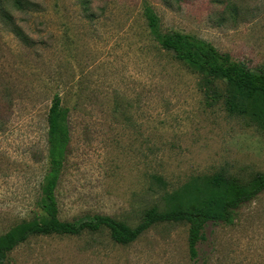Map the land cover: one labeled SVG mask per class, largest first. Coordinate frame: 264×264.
Listing matches in <instances>:
<instances>
[{
  "label": "rangeland",
  "instance_id": "1",
  "mask_svg": "<svg viewBox=\"0 0 264 264\" xmlns=\"http://www.w3.org/2000/svg\"><path fill=\"white\" fill-rule=\"evenodd\" d=\"M36 1L34 10H11L22 36L0 18V233L38 210L55 93L70 125L56 197L60 218L74 225L109 215L135 226L145 209L161 207L163 190L191 176L264 173V130L208 105L197 74L158 47L142 14L146 1L164 30L195 34L255 68L264 66V0H90L88 10L80 0ZM207 231L197 264H264V192L233 225ZM5 264L194 263L187 225L162 222L127 245L105 229L31 236Z\"/></svg>",
  "mask_w": 264,
  "mask_h": 264
},
{
  "label": "trees",
  "instance_id": "2",
  "mask_svg": "<svg viewBox=\"0 0 264 264\" xmlns=\"http://www.w3.org/2000/svg\"><path fill=\"white\" fill-rule=\"evenodd\" d=\"M86 10L90 0H80ZM36 0H0V18L21 30L13 21V11L28 12L38 8ZM236 9L235 6H233ZM142 14L150 36L158 47L172 53L173 57L198 76V88L208 105L220 102L225 111L248 119L264 130V66L249 67L228 52L219 50L208 40L181 30H164L154 8L146 1ZM0 111V129H5L6 119ZM47 166L42 175L34 216L13 224L0 233V264H5L9 254L31 236H80L107 230L111 241L127 245L157 223L183 222L187 225L189 259L197 264L207 257L205 245L209 240L208 227L233 225L239 208L264 192V173H257L241 181L224 169L213 173L194 175L171 191L163 190L161 207L145 209L142 219L130 226L109 215L85 220L77 225L62 220L56 197L64 160L70 143L69 108L55 93L45 115ZM154 179L164 185L160 176ZM211 232V230H210ZM204 247V248H203Z\"/></svg>",
  "mask_w": 264,
  "mask_h": 264
}]
</instances>
